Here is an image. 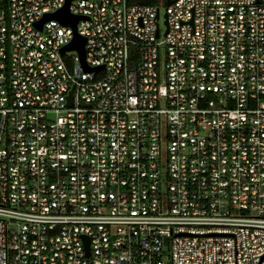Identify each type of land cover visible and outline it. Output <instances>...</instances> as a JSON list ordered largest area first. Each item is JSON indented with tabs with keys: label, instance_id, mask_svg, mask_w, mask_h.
Returning a JSON list of instances; mask_svg holds the SVG:
<instances>
[{
	"label": "built area",
	"instance_id": "1",
	"mask_svg": "<svg viewBox=\"0 0 264 264\" xmlns=\"http://www.w3.org/2000/svg\"><path fill=\"white\" fill-rule=\"evenodd\" d=\"M64 1L0 0V264H264V0H164L163 35L71 0L94 71L36 24Z\"/></svg>",
	"mask_w": 264,
	"mask_h": 264
},
{
	"label": "water",
	"instance_id": "2",
	"mask_svg": "<svg viewBox=\"0 0 264 264\" xmlns=\"http://www.w3.org/2000/svg\"><path fill=\"white\" fill-rule=\"evenodd\" d=\"M71 0H65L64 4L62 5V7H60L58 10H56L53 13H47L45 14L39 21H37V26L38 28L41 27L42 22L45 19H49V18H56L58 19L61 23L70 26L73 29V36L70 39V41L66 44H64L61 48H60V52H64L66 50H75L80 58V62L83 66V68L85 70H89V71H94L99 69L100 67H102L103 65H95V66H89L86 61H85V36L79 34L76 30V24L77 21L82 18L83 16L80 14H74L72 12H70L68 6ZM170 0H167V2H169ZM158 16V14L156 15ZM164 17V24H166V13L163 14ZM156 35H158V31H156ZM68 99L69 101L71 100V96L68 95ZM84 238V242L86 245V249L88 248V238L86 236L83 237Z\"/></svg>",
	"mask_w": 264,
	"mask_h": 264
},
{
	"label": "rangeland",
	"instance_id": "3",
	"mask_svg": "<svg viewBox=\"0 0 264 264\" xmlns=\"http://www.w3.org/2000/svg\"><path fill=\"white\" fill-rule=\"evenodd\" d=\"M165 1L161 0L159 3V12H160V17H159V24H160V28H161V35H163V30H164V23H163V14H164V10H165ZM69 53V52H67Z\"/></svg>",
	"mask_w": 264,
	"mask_h": 264
},
{
	"label": "trees",
	"instance_id": "4",
	"mask_svg": "<svg viewBox=\"0 0 264 264\" xmlns=\"http://www.w3.org/2000/svg\"><path fill=\"white\" fill-rule=\"evenodd\" d=\"M161 0H128V2L134 3V2H139V3H160Z\"/></svg>",
	"mask_w": 264,
	"mask_h": 264
}]
</instances>
